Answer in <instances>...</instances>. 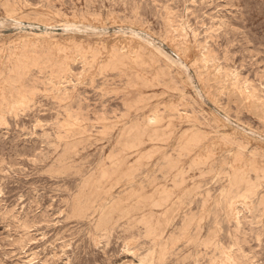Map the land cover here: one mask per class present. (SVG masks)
<instances>
[{
  "label": "rangeland",
  "instance_id": "rangeland-1",
  "mask_svg": "<svg viewBox=\"0 0 264 264\" xmlns=\"http://www.w3.org/2000/svg\"><path fill=\"white\" fill-rule=\"evenodd\" d=\"M263 35L264 0H0V264H264Z\"/></svg>",
  "mask_w": 264,
  "mask_h": 264
},
{
  "label": "bare ground",
  "instance_id": "bare-ground-1",
  "mask_svg": "<svg viewBox=\"0 0 264 264\" xmlns=\"http://www.w3.org/2000/svg\"><path fill=\"white\" fill-rule=\"evenodd\" d=\"M237 1H238V0H237ZM15 2H16V1H15ZM81 2H82V1H81ZM74 3H75V2H74ZM156 3H157V2H156ZM227 3H228V2H227ZM235 3H236V2H235ZM9 4H10V3H9ZM239 4H240V2H239ZM94 5H95V4H94ZM99 5H100V4H99ZM105 5H106V4H105ZM177 5H178V4H177ZM92 6H93V5H92ZM240 6H241V5H240ZM77 7H78V6H77ZM242 7H243V6H242ZM74 8H76V7H74ZM82 8H83V7H82ZM100 8H101V6H100ZM110 8H111V7H110ZM239 8H240V7H239ZM201 9H202V8H201ZM95 10H96V9H95ZM135 10H136V9H135ZM242 10H243V9H242ZM240 11H241V10H240ZM200 12H201V11H200ZM202 12H203V11H202ZM96 13H97V12H96ZM157 13H158V12H157ZM203 13H204V12H203ZM197 14H198V13H197ZM221 17H222V16H221ZM236 17H237V16H236ZM253 18H254V17H253ZM258 18H259V17H258ZM236 19H237V18H236ZM238 19H239V18H238ZM164 20L166 21V19H164ZM220 20H221V19H220ZM222 20H223V19H222ZM161 21H162V20H161ZM231 21H232V20H231ZM242 21H243V20H242ZM220 22H221V21H220ZM220 22H219V23H220ZM256 23H257V22H256ZM224 24H225V23H224ZM231 25H232V24H231ZM152 26H153V25H152ZM157 26H159V25H157ZM169 26H170V25H169ZM249 26H250V25H249ZM221 27H222V26H221ZM159 28H160V27H159ZM182 28H183V27H182ZM223 28H224V27H223ZM156 29H157V28H156ZM158 30H159V29H158ZM183 30H184V28H183ZM183 30H182V31H183ZM231 30H232V29H231ZM156 31H157V30H156ZM241 31H242V30H241ZM159 32H160V31H159ZM220 32H221V31H220ZM230 32H231V31H230ZM256 32H257V31H256ZM211 33H212V32H211ZM229 34H230V33H229ZM231 34H232V33H231ZM235 34H236V33H235ZM237 34L239 35L238 32H237ZM237 34H236V35H237ZM258 34H259V33H258ZM233 35H234V34H233ZM250 35H251V34H250ZM234 36H235V35H234ZM263 36H264V35H263ZM226 37H227V36H226ZM230 37H232V36H230ZM208 38H209V37H208ZM217 38H218V37H217ZM235 38H236V37H235ZM237 38H238V37H237ZM263 38H264V37H263ZM227 39H228V38H227ZM247 39H248V38H247ZM258 39H259V38H258ZM216 40H217V39H216ZM229 40H230V39H229ZM229 40H224V39H223V42H224V41H229ZM219 41H220V40H219ZM260 41H261V40H260ZM216 43H217V42H216ZM216 43H215V44H216ZM237 43H238V42H237ZM216 45H217V44H216ZM230 45H231V44H230ZM233 45H234V44H233ZM233 45H232V46H233ZM218 46H219V44H218ZM224 48H225V47H224ZM238 48H239V47H238ZM219 50H220V49H219ZM230 50H231V49H230ZM239 50H240V49H239ZM235 52H236V51H235ZM235 52H234V53H235ZM117 53H118V52H117ZM120 53H122V52H120ZM241 54H242V53H241ZM234 55H235V54H234ZM236 55H237V54H236ZM123 56H124V55H123ZM225 56H226V55H225ZM119 57H120V56H119ZM124 57H125V56H124ZM243 57H244V56H243ZM243 57H242V58H243ZM227 58H228V57H227ZM242 58H241V59H242ZM237 59H239V58H237ZM170 60H171V59H170ZM242 60H243V59H242ZM237 61H238V60H237ZM173 66H174V65H173ZM229 66H230V65H229ZM235 67H236V66H235ZM247 67H248V66H247ZM110 68H111V67H110ZM226 68H227V67H226ZM238 68H239V67H238ZM107 69H108V67H107ZM112 69L117 70V68L115 69V67H113ZM250 69H251V68H250ZM231 70H232V69H231ZM233 70H234V69H233ZM237 70H239V69H237ZM63 71H64V70H63ZM104 71H105V70H104ZM253 71H254V70H253ZM253 71H252V72H253ZM61 72H62V71H61ZM64 72H65V71H64ZM173 72H174V71H173ZM233 72H236V71H233ZM238 72H239V71H238ZM166 73H167V72H166ZM166 73H165V75H166ZM248 73H249V72H248ZM254 73H256V71H255ZM106 74H107V72H106ZM180 74H181V73H180ZM217 74H218V73H217ZM228 74H229V72H228ZM228 74H227V75H228ZM22 75H23V74H22ZM230 75H232V76H233V79H234L235 81H237V77H236L237 74L232 73V74H230ZM166 76H168V75H166ZM170 76H171V75H170ZM257 76H258V75H257ZM262 76H264V75H262ZM19 77H20V76H19ZM159 77H160V76L158 75V78H159ZM168 77H169V76H168ZM250 77H251V75H250ZM259 77H260V75H259ZM170 78H171V77H170ZM181 78H182V77H181ZM245 78H246V77H245ZM20 79H21V78H20ZM18 80H19V79H18ZM173 80H175V79H173ZM252 80H253V79H252ZM259 80H260V79H259ZM164 81H165V80H164ZM168 81H169V80H168ZM18 82H19V81H18ZM35 82H36V81H35ZM242 82H243V81H242ZM250 82L252 83V81H250ZM19 83H20V82H19ZM157 83H158V82H157ZM167 83H169V82H167ZM170 83H171V82H170ZM253 83H254V82H253ZM173 84H174V83H173ZM232 84H234V83H232ZM257 84H258V83H257ZM15 85H16V84H15ZM38 85H39V84H38ZM44 85H45V84H44ZM159 85H160V84H159ZM167 85L170 86L169 84H167ZM171 85H172V83H171ZM178 85H179V84H178ZM243 85H244V84H243ZM39 86H40V85H39ZM168 86H166V87H168ZM175 86H176V84H175ZM175 86H174V87H175ZM36 87H37V86H36ZM40 87H41V86H40ZM163 87H164V86H162V88H163ZM174 87H173V88H174ZM179 87H180V86H179ZM254 87H255V86H254ZM261 87H263V86H261ZM16 88H17V87H16ZM159 88H160V87H159ZM245 88H246V87H245ZM249 88H250V87H249ZM44 89H45V88H44ZM39 90H40V89H39ZM36 91H37V90H36ZM43 91H44V90H43ZM46 91H47V90H46ZM40 92H41V90H40ZM183 93H184V92H183ZM43 94H44V92H43ZM29 96H30V95H29ZM32 96H33V95H32ZM44 97H45V96H44ZM49 97H50V96H49ZM52 100H53V99H52ZM35 102H36V101H35ZM53 104H54V103H53ZM189 104H190V103H189ZM59 105H60V104H59ZM195 107H196V106H195ZM197 108H198V107H197ZM197 108H196V109H197ZM22 109H23V108H22ZM30 109H31V108H30ZM60 109H61V108H60ZM69 109H70V108H69ZM159 109H160V108H159ZM14 110H15V109H14ZM26 110H27V109H26ZM61 110H62V109H61ZM66 110H67V109H66ZM21 111H22V110H21ZM28 111H29V109H28ZM72 111H73V110H72ZM16 112H17V109H16ZM19 112H20V111H19ZM23 112H24V111H23ZM30 112H31V111H30ZM75 112H76V111H75ZM199 112H200V111H199ZM66 113H67V111H66ZM201 113H202V112H201ZM15 114H16V113H15ZM23 114H24V113H23ZM193 114H194V113H193ZM66 115H67V114H66ZM183 115H184V114H183ZM199 115H200V114H199ZM10 116H11V115H10ZM200 116H201V115H200ZM16 117H17V116H16ZM16 117H15V118H16ZM67 117H68V116H67ZM78 117H79V116H78ZM180 117H181V116H180ZM182 117H183V116H182ZM80 118H81V117H80ZM203 118H204V117H203ZM16 119H17V118H16ZM71 119H73V118H71ZM77 120H78V119H77ZM83 120H84V119H83ZM129 120H130V119H129ZM131 120H132V119H131ZM154 120H156V119L154 118ZM160 120H161V119H160ZM206 120H207V119H206ZM64 121H65V120H64ZM161 122H163V121L161 120ZM205 122H207V121H205ZM122 123H123V122H122ZM158 123H159V122H158ZM124 124H125V123H124ZM160 125H161V124H160ZM126 126H127V125H126ZM133 126H134V125H133ZM139 126H140V125H139ZM129 127H130V126H129ZM131 127H132V126H131ZM136 127H137V126H134V128H136ZM212 127H213V126H212ZM132 128H133V127H132ZM134 128H133V129H134ZM139 128H140V127H139ZM52 129H53V128H52ZM126 129H127V128H126ZM130 129H131V128H130ZM121 130H122V129H121ZM123 130H124V129H123ZM71 131H72V130H71ZM107 131H108V130H107ZM124 131H125V130H124ZM134 131H136V130H134ZM137 131H138V130H137ZM137 131H136V132H137ZM160 131H161V130H160ZM43 132H44V131H43ZM53 132H54V131H53ZM77 132H78V131H77ZM104 132H105V131H104ZM109 132H110V131H109ZM113 132H114V131H113ZM129 132H130V131H129ZM129 132H128V133H129ZM131 132H132V131H131ZM67 133H68V132H67ZM81 133H82V132H81ZM117 133H118V132H117ZM123 133H124V132H123ZM139 133H140V132H139ZM144 133H145V132H144ZM146 133H147V132H146ZM151 133H152V132H151ZM154 133H156V132H154ZM154 133H153V134H154ZM163 133H165V132H163ZM6 134H7V133H6ZM77 134H78V133H77ZM104 134H105V133H104ZM109 134H110V133H109ZM149 134H150V133H149ZM156 134H158V133H156ZM69 135H70V134H69ZM116 135H117V134H116ZM116 135H115V136H116ZM129 135H130V136H133V135H134V132H133V135H132V133H130ZM135 135H136V133H135ZM140 135H141V134H140ZM140 135H139V136H140ZM145 135H146V134H145ZM145 135H144V136H145ZM162 135H163V134H162ZM169 135H170V134H169ZM5 136H6V135H5ZM42 136H43V135H42ZM73 136H74V135H73ZM136 136H138V135H136ZM139 136H138V137H139ZM152 136L154 137V135H152ZM156 136H158V135H156ZM156 136H155V137H156ZM164 136H165V134H164ZM193 136H194V135H193ZM193 136H192V137H193ZM3 137H4V136H3ZM75 137H76V136H75ZM123 137L126 138V134H125V136H123ZM123 137H122V138H123ZM133 137H134V136H133ZM141 137H142V136H141ZM141 137H140V138H141ZM146 137H147V136H146ZM168 137H169V136H167V138H168ZM170 137H171V136H170ZM198 137H199V136H196V139H197ZM117 138H118V137H117ZM142 138H143V137H142ZM150 138H151V137H150ZM157 138L159 139V137H157ZM160 138H161V137H160ZM163 138H165V137H163ZM193 138H195V136H194ZM8 139H9V138H8ZM44 139H45V138H44ZM61 139H62V138H61ZM75 139H76V138H75ZM133 139H134V138H133ZM153 139H154V138H153ZM198 139H199V138H198ZM6 140H7V139H6ZM63 140H64V138H63ZM65 140H66V139H65ZM108 140H109V139H108ZM123 140H126V139H123ZM134 140H135V139H134ZM134 140H132V141H134ZM147 140H148V139H147ZM149 140H150V139H149ZM112 141H113V140H112ZM115 141H116V139H115ZM120 141H121V140H120ZM132 141H131V142H132ZM135 141H136V140H135ZM138 141H139V140H138ZM156 141H157V140H156ZM195 141H196V140H195ZM197 141H198V140H197ZM0 142H2V141H0ZM22 142H23V141H22ZM24 142H25V141H24ZM139 142H140V141H139ZM150 142H151V140L149 141V143H150ZM152 142H153V141H152ZM192 142H193L194 145L196 144L194 141H192ZM192 142H191V143H192ZM14 143H15V142H14ZM76 143H77V142H76ZM76 143H75V144H76ZM78 143H79V142H78ZM113 143H114V142H113ZM126 143H127V141H126ZM126 143L123 142V144H126ZM129 143H130V142H129ZM132 143H134V142H132ZM4 144H5V143H4ZM4 144H3V145H4ZM23 144H24V143H23ZM27 144H28V143H27ZM75 144H74V146H75ZM118 144H119V143H118ZM118 144H117V146H118ZM123 144H122V145H123ZM141 144H144V143H141ZM197 144H198V143H197ZM20 145H22V144H20ZM72 145H73V144H72ZM80 145H81V144H80ZM98 145H99V144H98ZM113 145H114V144H113ZM115 145H116V144H115ZM122 145H121V146H122ZM130 145H131V143H130ZM133 145H134V144H133ZM136 145H137V144H136ZM146 145H147V144H146ZM146 145H145V146H146ZM194 145H193V146H194ZM0 146H1V145H0ZM14 146H16V145H14ZM22 146H23V145H22ZM49 146H50V145H49ZM52 146H53V145H52ZM96 146H97V145H96ZM119 146H120V145H119ZM126 146H128V145H126ZM126 146H125V147H126ZM142 146H143V145H142ZM145 146H143V147H145ZM236 146H238V144H237ZM241 146H242V145H241ZM1 147H2V146H1ZM6 147H7V146H6ZM16 147H17V146H16ZM30 147H31V146H30ZM40 147H41V146H40ZM46 147H47V146H46ZM66 147H68V146H66ZM66 147H65V150H66ZM70 147H71V146H70ZM72 147H73V146H72ZM246 147H247V146H245V148H246ZM26 148H27V147H26ZM26 148H25V149H26ZM32 148H33V147H32ZM68 148H69V147H68ZM75 148H76V147H75ZM106 148H107V147H106ZM121 148H123V147H121ZM138 148H139V147H138ZM140 148H141V147H140ZM239 148H242V147H240V145H239ZM10 149H11V148H10ZM30 149H31V148H30ZM72 149H73V148H72ZM72 149H70V150H72ZM123 149H125V148H123ZM123 149H122V151H123ZM131 149H132V148H131ZM134 149H136V147H135ZM142 149H143V148H142ZM1 150H2V149H1ZM35 150H36V149H35ZM55 150H56V149H55ZM68 150H69V149H68ZM68 150H67V151H68ZM70 150H69V151H70ZM74 150H75V149H74ZM107 150H108V149H107ZM112 150H113V149H112ZM128 150H129V152H130V147H129ZM239 150H240V149H239ZM245 150H246V149H245ZM249 150H250V149H249ZM2 151H4V150H2ZM9 151H10V150H9ZM13 151H14V150H13ZM21 151H22V150H21ZM36 151H37V150H36ZM56 151H57V150H56ZM69 151H68V153H69ZM119 151H120V150H119ZM135 151H136V150H135ZM137 151H138V150H137ZM139 151H140V149H139ZM139 151H138V152H139ZM240 151H241V150H240ZM52 152H53V151H52ZM61 152H63V151H61ZM64 152H65V151H64ZM70 152H71V151H70ZM77 152H78V151H77ZM81 152H82V151H81ZM111 152H112V151H111ZM120 152H121V151H120ZM131 152H132V150H131ZM147 152H148V151H147ZM147 152H146V153H147ZM151 152H153V151H151ZM2 153H3V152H2ZM2 153H1V154H2ZM10 153H11V152H10ZM18 153H19V152H18ZM20 153H21V152H20ZM28 153H29V152H28ZM46 153H47V152H46ZM46 153H45V154H46ZM54 153H55V152H54ZM102 153H103V152H102ZM106 153H107V152H106ZM109 153H110V152H109ZM123 153H124V152H123ZM146 153H145V154H146ZM182 153H183V152H182ZM244 153H247V152H244ZM244 153H243V154H244ZM251 153H252V152H251ZM1 154H0V155H1ZM23 154H24V153H23ZM43 154H44V153H43ZM70 154H71V153H70ZM70 154H69V155H70ZM75 154H76V153H75ZM126 154H127V152H126ZM152 154H153V153H152ZM15 155H16V153H15ZM33 155H34V154H33ZM38 155H39V154H38ZM38 155H37V156H38ZM49 155H50V154H49ZM54 155H55V154H54ZM59 155H60V154H59ZM61 155H62V154H61ZM69 155H68V156H69ZM72 155H73V154H72ZM103 155H104V154H103ZM115 155H117V157H118V154L115 153ZM137 155H138V154H137ZM148 155H149V153H148ZM150 155H151V154H150ZM169 155H170V154H169ZM184 155H185V154H184ZM4 156H5V155H4ZM9 156H10V154H9ZM47 156H48V155H47ZM62 156H63V155H62ZM64 156H65V155H64ZM109 156H112V155H109ZM119 156H121V155L119 154ZM124 156H125V155H124ZM145 156H147V155H145ZM182 156H183V155H182ZM182 156H181V157H182ZM187 156H188V155H187ZM2 157H3V155H2ZM21 157H22V156H21ZM59 157H60V156H59ZM112 157H114V156H112ZM147 157H148V156H147ZM168 157H169V156H168ZM177 157H178V156H177ZM256 157H257V156H256ZM31 158H32V157H31ZM63 158H64V157H63ZM76 158H77V157H76ZM121 158H122V157H121ZM149 158H150V157H149ZM149 158H147V159L149 160ZM183 158H186V157H183ZM40 159H41V158H40ZM57 159H58V158H57ZM66 159H67V158H66ZM109 159H110V158H109ZM143 159H144V158H142V160H143ZM4 160H5V159H4ZM103 160H104V159H103ZM115 160H116V159H115ZM169 160H171V159H169ZM176 160H178V158H177ZM254 160H255V159H254ZM6 161H7V160H6ZM30 161H31V160H30ZM70 161H71V160H70ZM79 161H80V160H79ZM83 161H84V160H83ZM112 161L114 162V160H112ZM134 161L136 162V159H135ZM137 161H138V160H137ZM171 161L173 162V160H171ZM178 161H179V160H178ZM71 162H72V161H71ZM77 162H78V161H77ZM126 162H127V161H126ZM138 162H140V164H141V161H138ZM147 162H148V161H147ZM185 162H186V161H185ZM56 163H62V162H59V161H58V162H56ZM65 163H67V161H66ZM119 163L121 164L122 161L119 162ZM128 163H129V162H128ZM165 163H166V159H165ZM168 163H169V162H168ZM103 164H104V163H103ZM117 164H118V163H117ZM130 164H131V163H130ZM143 164H144V163H143ZM177 164H178V163H177ZM180 164H181V163H180ZM208 164H209V163H208ZM51 165H52V164H51ZM74 165H75V164H74ZM76 165H79V164L76 163ZM99 165H100V164H99ZM118 165H119V164H118ZM118 165H117V166H118ZM134 165H135V163H134ZM137 165H138V164H137ZM170 165H171V164H170ZM188 165H189V164H188ZM55 166L57 167L58 165H55ZM67 166H68V165H67ZM112 166H113V165H112ZM115 166H116V165H115ZM119 166H120V165H119ZM123 166H124V165H123ZM125 166H126V165H125ZM140 166H141V165H140ZM149 166H150V165H149ZM168 166H169V165H168ZM174 166H175V165H174ZM190 166H191V165H190ZM205 166H206V165H205ZM208 166H209V165H208ZM64 167H66V166H64ZM171 167H173V163H172V166H171ZM187 167H188V166H187ZM192 167H193V166H192ZM213 167H214V166H213ZM213 167H211V168H213ZM61 168H62V167H61ZM61 168H60V169H61ZM97 168H98V167H97ZM100 168H101V166H100ZM107 168H108V167H107ZM112 168H113V167H112ZM123 168H124V167H123ZM129 168H131V166H130ZM136 168H138V166H136ZM162 168H163V167H162ZM162 168H160V169H162ZM182 168H183V167H182ZM193 168H194V167H193ZM82 169H83V168H82ZM132 169H133V168H132ZM200 169H201V168H200ZM209 169H210V168H209ZM56 170H57V169H56ZM68 170H69V169H68ZM76 170H77V169H76ZM78 170H79V169H78ZM109 170H110V169H109ZM113 170H114V169H113ZM126 170H127V168H126ZM166 170H168V167L166 168ZM166 170H165V171H166ZM169 170H170V169H169ZM177 170H178V169H177ZM179 170H180V169H179ZM195 170H197V169H195ZM206 170H207V169H206ZM214 170H216V169L214 168ZM254 170H255V169H254ZM94 171H95V170H94ZM107 171H108V170H107ZM124 171H125V170H124ZM124 171H123V172H124ZM127 171H128V170H127ZM136 171H137V170H136ZM136 171H134V173H136ZM140 171H141V169H140ZM182 171H183V169H182ZM182 171H181V172H182ZM201 171H202V170H201ZM257 171H259V170H257ZM54 172H55V171H54ZM68 172H69V171H68ZM71 172H72V171H71ZM79 172H80V171H79ZM96 172H97V171H96ZM109 172H110V171H109ZM118 172H119V171H118ZM137 172H138V171H137ZM173 172H174V170H173ZM184 172H185V171H184ZM206 172H207V171H206ZM259 172H262V171H259ZM263 172H264V171H263ZM66 173H67V172H66ZM66 173H65V174H66ZM93 173H94V172H93ZM101 173H103V172L101 171ZM120 173H121V172H120ZM126 173H127V172H126ZM139 173H140V172H139ZM158 173H159V172H158ZM190 173H191V172H190ZM193 173H194V171H193ZM228 173H229V172H228ZM255 173H258V172L255 171ZM67 174H68V173H67ZM78 174H79V173H78ZM91 174H92V173H91ZM106 174H107V173H106ZM172 174H173V173H172ZM183 174H184V173H183ZM187 174H188V173H187ZM205 174H206V173H205ZM214 174H215V173H214ZM69 175H70V174H69ZM72 175H73V174H72ZM108 175H109V173H108ZM119 175H120V174H119ZM131 175H132V174H131ZM158 175H159V174H158ZM158 175H157V176H158ZM160 175H161V173H160ZM164 175H166V174H164ZM168 175H169V173H168ZM170 175H171V173H170ZM173 175H174V174H173ZM195 175H196V174H195ZM216 175H217V174H216ZM223 175H224V174H223ZM230 175H231V174H230ZM250 175H251V174H250ZM75 176H76V175H75ZM99 176H100V174H99ZM109 176H110V175H109ZM128 176H129V175H128ZM132 176H133V175H132ZM154 176L156 177V175H154ZM162 176H163V175H162ZM189 176H190V175H189ZM205 176H206V175H205ZM210 176H212V175H210ZM218 176H219V175H218ZM220 176H221V175H220ZM256 176H257V174H256ZM107 177H108V176H107ZM169 177H170V176H169ZM172 177H173V176H172ZM187 177H188V176H187ZM191 177H192V175H191ZM194 177H195V176H194ZM197 177H198V175H197ZM225 177H227V176H225ZM228 177H229V176H228ZM238 177H239V176H238ZM263 177H264V174H263ZM88 178H89V176H88ZM92 178H93V177H92ZM92 178H91V179H92ZM101 178H102V176H101ZM108 178H109V177H108ZM163 178H165V177H163ZM185 178H186V177H185ZM202 178H203V177H202ZM231 178H232V177H231ZM236 178H237V177H236ZM249 178H250V177H249ZM257 178H258V177H257ZM104 179H105V177H104ZM145 179H146V178H145ZM151 179H152V178H151ZM167 179H168V178H167ZM199 179H200V177H199ZM214 179H215V178H214ZM88 180H90V179H88ZM92 180H93V179H92ZM101 180H102V179H100L99 181H101ZM106 180H107V179H106ZM106 180H105V181H106ZM146 180H147V179H146ZM186 180H187V181H190V180H193V179H189V180L186 179ZM216 180H218V179H216ZM238 180H239V179H238ZM242 180H244V179H242ZM245 180H246V179H245ZM248 180H249V179H248ZM255 180H256V179H255ZM84 181H86V178H85ZM151 181H152V180H151ZM172 181H173V180H172ZM178 181H179V179H178ZM193 181H194V180H193ZM196 181H197V180H196ZM224 181H225V180H224ZM229 181H230V179H229ZM231 181H232V180H231ZM231 181H230L229 183H231ZM234 181H235V179H234ZM234 181H233V182H234ZM250 181H251V180H249V182H250ZM259 181L261 182L260 179H259ZM259 181H258V182H259ZM90 182H91V181H90ZM96 182H98V181L96 180ZM103 182H104V181H103ZM103 182H101L100 184L102 185ZM155 182H156V181H155ZM169 182H170V181H169ZM173 182H176V181L174 180ZM247 182H248V181H247ZM108 183H109V182H108ZM153 183H154V182H153ZM161 183H162V182H161ZM170 183H171V182H170ZM186 183H187V182H186ZM193 183H194V182H193ZM213 183H214V182H213ZM245 183H246V182H245ZM256 183H257V181H256ZM263 183H264V182H263ZM91 184H92V183H91ZM97 184H98V183H97ZM154 184H155V183H154ZM178 184H179V183H178ZM178 184H177V185H178ZM182 184H183V183H182ZM188 184H189V183H187V185H188ZM198 184H199V183H198ZM237 184H238V183H237ZM253 184H254V183H253ZM135 185H136V184H135ZM139 185H140V184H139ZM150 185H151V184H150ZM167 185H168V184H167ZM177 185H176V186H177ZM232 185L234 186V185H236V184H232ZM232 185H231V186H232ZM244 185H245V184H244ZM244 185H243V186H244ZM254 185H255V184H254ZM256 185H257V184H256ZM259 185H261V184H259ZM263 185H264V184H263ZM131 186H132V185H131ZM152 186H153V185H152ZM155 186H156V185H155ZM193 186H194V185H193ZM193 186L191 185V187H193ZM216 186H217V185H216ZM228 186H230V185H228ZM243 186H241V187H243ZM83 187H84V186H83ZM141 187H142V185H141ZM156 187H158V186H156ZM163 187H164V186H163ZM173 187H174V186H173ZM195 187H196V186H195ZM222 187H223V186H222ZM236 187H237V186H236ZM239 187H240V186H239ZM251 187H252V186H251ZM88 188H89V187H88ZM142 188H143V187H142ZM149 188H150V187H149ZM208 188H209V187H208ZM246 188H247V187H246ZM248 188H249V187H248ZM248 188H247L246 190H248ZM255 188H256V187H255ZM79 189H80V188H79ZM85 189H86V188H85ZM89 189H90V188H89ZM144 189H145V188H144ZM156 189H157V188H156ZM180 189H181V188H180ZM190 189H193V188H190ZM235 189H236V188H235ZM235 189H234V190H235ZM237 189H238V188H237ZM83 190H84V189H83ZM93 190H94V189H93ZM138 190H139V189H138ZM160 190H161V189H160ZM163 190H164V189H163ZM183 190H184V189H183ZM193 190H194V189H193ZM197 190H199V189H197ZM200 190H201V189H200ZM232 190H233V189H232ZM234 190H233V191H234ZM255 190H256V189H255ZM88 191H90V190H88ZM132 191H133V190H132ZM143 191L145 192V190H143ZM156 191H157V190H156ZM180 191H181V190H180ZM188 191H189V193H191L190 190H188ZM195 191H196V190H195ZM233 191H232V192H233ZM80 192H81V190H80ZM91 192H92V191H91ZM144 192H141V193H144ZM157 192H159V191H157ZM193 192H194V191H193ZM208 192H209V191H208ZM238 192H239V191H238ZM245 192H246V191H245ZM249 192H250V191H249ZM249 192H247V194H248ZM254 192H255V191H254ZM81 193H82V192H81ZM219 193H220V192H219ZM219 193H218V194H219ZM79 194H80V193H79ZM87 194H88V193H87ZM87 194H86V195H87ZM91 194H92V193H91ZM148 194H150V193H148ZM153 194H154V192H153ZM195 194H196V193H195ZM210 194H211V193H210ZM218 194H217V196H218ZM229 194H231V193H229ZM238 194H239V193H238ZM241 194L244 195V193H241ZM250 194H251V193H250ZM252 194H253V193H252ZM84 195H85V194H84ZM135 195H136V193H135ZM166 195H167V194H166ZM205 195H206V193H205ZM223 195H224V194H223ZM223 195H222V198H223ZM245 195H246V194H245ZM248 195H249V194H248ZM89 196H91V195H89ZM133 196H134V195H133ZM151 196H153V195H151ZM189 196H190V195H189ZM199 196H200V195H199ZM199 196L197 195V197H199ZM201 196H202V195H201ZM228 196H229V195H228ZM233 196H235V195H232V197H233ZM240 196H241V195H240ZM84 197H85V196H84ZM130 197H131V196H130ZM170 197H171V196H170ZM191 197H193V195H192ZM241 197H243V196H241ZM139 198H140V197H139ZM139 198H136V199H139ZM202 198H203V197H202ZM209 198H210V197H209ZM238 198H239V197H238ZM245 198H246V196H245ZM87 199H88V197H87ZM146 199H147V198H146ZM150 199H151V197H150ZM168 199H169V198H168ZM220 199H221V198H220ZM228 199H229V198H228ZM263 199H264V198H263ZM83 200H84V199H83ZM140 200H141V199H140ZM147 200H148V199H147ZM169 200H170V199H169ZM173 200H174V199H173ZM195 200H196V197H195ZM225 200H226V199H225ZM225 200H224V201H225ZM261 200H262V199H261ZM132 201H133V200H132ZM141 201H143V200H141ZM151 201H152V200H151ZM207 201H208V200H207ZM226 201H227V200H226ZM81 202H82V200H81ZM85 202H86V201H85ZM148 202H149V201H148ZM148 202H147V203H148ZM154 202H157V201L155 200ZM170 202H171V201H170ZM205 202H206V201H205ZM78 203H80V202H78ZM132 203H133V202H132ZM137 203H138V202H137ZM144 203H145V201H144ZM151 203H152V202H151ZM167 203H168V202H167ZM226 203H228V202H226ZM262 203H263V202H262ZM85 204H86V203H85ZM152 204H153V203H152ZM152 204H151V205H152ZM156 204H157V203H156ZM243 204H244V203H242L241 206H243ZM259 204H261V203H259ZM259 204H258V205H259ZM32 205H34V204H32ZM78 205H79V204H78ZM83 205H84V204H83ZM136 205H137V204H136ZM144 205H145V204H144ZM146 205H147V204H146ZM151 205L149 204L148 206L150 207ZM153 205H154V204H153ZM205 205H206V204H205ZM215 205H216V204H215ZM233 205H235V204H233ZM246 205H247V203H246L243 207H245ZM34 206H35V205H34ZM133 206H134V205H133ZM138 206H139V205H138ZM168 206H169V205H168ZM239 206H240V205H239ZM77 207H78V206H77ZM80 207H81V206H80ZM82 207H83V206H82ZM205 207H206V206H205ZM233 207H234V206H233ZM243 207H242V208H243ZM246 207L249 208L248 206H246ZM262 207H263V205H262ZM24 208H25V207H24ZM30 208H31V207H30ZM121 208H122V207H121ZM166 208H168V207L166 206ZM203 208H204V207H203ZM216 208H217V207H216ZM236 208H237V207H236ZM35 209H36V208H35ZM91 209H92V208H91ZM136 209H137V208H136ZM245 209H246V208H245ZM1 210H2V209H1ZM6 210H7V209H6ZM6 210H5V211H6ZM80 210H81V209H80ZM80 210H79V211H80ZM83 210H84V209H83ZM83 210H82V211H83ZM88 210H89V209H88ZM96 210H98V209L96 208ZM96 210H95V211H96ZM119 210H120V208H119ZM127 210H130V208L127 209ZM127 210H126V213H127ZM151 210H153V209H151ZM156 210H158V209H156ZM231 210H232V209H231ZM235 210H236V209H234L233 212H235V216H236V214H238V211H235ZM247 210H248V209H247ZM2 211H3V210H2ZM79 211H78V212H79ZM113 211H114V210H113ZM115 211H116V209H115ZM117 211H118V210H117ZM123 211H124V210H123ZM226 211H228V210L226 209ZM29 212H30V211H29ZM29 212H28V213H29ZM111 212H112V211H111ZM121 212H122V211H121ZM140 212H141V211H140ZM152 212H153V211H152ZM233 212H232V214H234ZM236 212H237V213H236ZM263 212H264V210H263ZM119 213H120V212H119ZM138 213H139V211H138ZM149 213H150V212H149ZM159 213H160V212H159ZM161 213L163 214L162 211H161ZM230 213H231V211H230ZM79 214H80V213H79ZM82 214H83V213H82ZM112 214H113V213H112ZM121 214H122V213H121ZM144 214H146V213L144 212ZM155 214H156V213H155ZM227 214H228V212H227ZM227 214H226V215H227ZM232 214H231V215H232ZM135 215H136V214H135ZM151 215H152V213H151ZM156 215H157V214H156ZM261 215H262V213H261ZM76 216H77V215H76ZM115 216H116V215H115ZM154 216H155V215H154ZM191 216H193V214H191ZM233 216H234V215H233ZM24 217H25V215H24ZM77 217H79V216H77ZM83 217H84V216H83ZM122 217H123V216H122ZM133 217H134V216H133ZM136 217H137V216H136ZM157 217H158V216H157ZM186 217H187V216H186ZM186 217H185V218H186ZM30 218H31V217H30ZM112 218H113V217H112ZM119 218H120V217H119ZM128 218H129V217H128ZM138 218H139V217H138ZM141 218H142V216H141ZM146 218H147V217H146ZM150 218H151V217H150ZM185 218H184V219H185ZM188 218H189V217H188ZM194 218H196V217H194ZM33 219H34V218H33ZM117 219H118V218H117ZM117 219H116V220H117ZM133 219H134V218H133ZM154 219H155V218H154ZM190 219H191V217H190ZM192 219H193V218H192ZM228 219H229V218H228ZM31 220H32V219H31ZM113 220H114V219H113ZM113 220L111 219L110 221H113ZM119 220H120V219H119ZM156 220H157V219H156ZM193 220H195V219H193ZM196 220H197V219H196ZM27 221H28V220H27ZM35 221H36V220H35ZM35 221H34V222H35ZM123 221H124V220H123ZM143 221H144V220H143ZM146 221H147V220H146ZM157 221H159V220H157ZM184 221H185V220H184ZM34 222H33V223H34ZM117 222H119V221H116V223H117ZM135 222H136V221H135ZM141 222H142V221H141ZM147 222H148V221H147ZM188 222H189V221H188ZM191 222H192V221H191ZM195 222H196V221H195ZM217 222H218V220H217ZM233 222H234V221H233ZM256 222H257V221H256ZM33 223H32V224H33ZM129 223H130V222H129ZM129 223H128V225H129ZM142 223H143V222H142ZM155 223H157V222H155ZM155 223H154V224H155ZM183 223H184V222H183ZM183 223H182V224H183ZM186 223H187V222H186ZM32 224H31V225H32ZM34 224H35V223H34ZM106 224H107V223H106ZM133 224H134V223H133ZM145 224H146V223H145ZM152 224H153V223H152ZM154 224H153V225H154ZM198 224H199V223H197V225H198ZM228 224H229V223H228ZM21 225H22V224H21ZM36 225H37V224H36ZM104 225H105V224H104ZM128 225H127V226H128ZM131 225H132V224H131ZM161 225H162V223H161ZM161 225H160V226H161ZM188 225H189V224L187 223L186 226H188ZM191 225H192V223H191ZM200 225H201V224H200ZM200 225H198V226H200ZM251 225H252V224H251ZM251 225H250V226H251ZM27 226H28V225H27ZM29 226H30V225H29ZM101 226H102V225H101ZM112 226H113V225H112ZM142 226H143V225H142ZM142 226H141V227H142ZM155 226H156V225H155ZM158 226H159V225H158ZM236 226H237V225H236ZM102 227H103V226H102ZM108 227H109V226H108ZM190 227H191V226H190ZM190 227H189V228H190ZM200 227H201V226H200ZM214 227H216V226H214ZM229 227H230V226H229ZM247 227H248V226H247ZM258 227H259V226H258ZM103 228H104V227H103ZM103 228H101V230H102ZM126 228H127V227H126ZM130 228H131V227H130ZM144 228H145V227H144ZM183 228H184V227H183ZM186 228H188V227H186ZM197 228H198V227H197ZM197 228H196V229H197ZM234 228H235V227H234ZM249 228H251V227H249ZM113 229H114V228H113ZM135 229H136V228H135ZM145 229H146V228H145ZM151 229H152V228H151ZM235 229H237V228H235ZM251 229H252V228H251ZM183 230H187V229H183ZM183 230H182L181 234L183 233ZM188 230H189V229H188ZM148 231H149V230H148ZM153 231L155 232L154 228H153ZM197 231H198V229H197ZM212 231H213V230H212ZM251 231H253V230H251ZM251 231H250V232H251ZM146 232H147V231H146ZM146 232H145V233H146ZM151 232H152V231H151ZM151 232H149V233H151ZM154 232H153V233H154ZM156 232H157V231H156ZM156 232H155V233H156ZM170 232H171V231H170ZM170 232H169V234H170ZM191 232H192V231H191ZM201 232H202V231H201ZM215 232H216V230H215ZM28 233H29V232H28ZM149 233H148V234H149ZM155 233H154V234H155ZM184 233H185V232H184ZM195 233H196V232H195ZM197 233H198V232H197ZM234 233H235V232H234ZM244 233H245V232H244ZM258 233H259V232H258ZM258 233H257V236H258ZM102 234H103V233H102ZM146 234H147V233H146ZM154 234H153V235H154ZM169 234H168V235H169ZM185 234H186V233H185ZM199 234H200V233H199ZM212 234H213V232H212ZM212 234H209V235H212ZM250 234H251V233H250ZM107 235H108V234H107ZM109 235H110V234H109ZM153 235H151V236H153ZM168 235H167V236H168ZM215 235H217V234L215 233ZM215 235H214V236H215ZM218 235H219V234H218ZM220 235H221V234H220ZM117 236H118V235H117ZM148 236H150V235H147V236H145V237H147L148 239L151 238V237H148ZM164 236H165V235H164ZM184 236H185V235H184ZM196 236H197V235H196ZM199 236H200V235H199ZM250 236H251V235H250ZM105 237H106V236H105ZM145 237H144V238H145ZM173 237H174V236H173ZM173 237H172V238H173ZM189 237H190V236H189ZM194 237H195V236H194ZM194 237H193V238H194ZM217 237H218V236H217ZM255 237H256V236H255ZM107 238H108V237H107ZM170 238H171V237H170ZM177 238H178V237H177ZM183 238H184V237H183ZM197 238H199V237H197ZM210 238H211V237H210ZM215 238H216V237H215ZM232 238H233V237H232ZM148 239H146V241H148ZM153 239H154V238H153ZM153 239H152V241H153ZM162 239H163V237H162ZM180 239H182V236H181ZM189 239H190V238H189ZM107 240H108V239H107ZM139 240H140V239H139ZM171 240H172V239H171ZM209 240H210V239H209V236H208V241H209ZM233 240H234V239H233ZM233 240H232V242H233ZM24 241H25V240H24ZM110 241H111V240H110ZM137 241H138V240H137ZM176 241H177V240H176ZM176 241H175V242H176ZM192 241H193V240H192ZM194 241H195V240H194ZM208 241H207V242H208ZM249 241H250V240H249ZM149 242H150V241H149ZM154 242H157V241H154ZM166 242H167V240H166ZM189 242H190V241H189ZM214 242H215V241H214ZM214 242H213V243H214ZM218 242H219V241H218ZM218 242H217V243H218ZM151 243H152V242H151ZM151 243H150V244H151ZM157 243H158V242H157ZM170 243H171V241H170ZM180 243H181V242H180ZM183 243H185V242L183 241ZM193 243H196V242H193ZM210 243H211V242H210ZM160 244H161V242H160ZM176 244H177V243H176ZM198 244H199V243H198ZM202 244H203V243H202ZM204 244H205V243H204ZM215 244H216V243H215ZM155 245H156V243H155ZM172 245H173V244H172ZM181 245H182V244H181ZM181 245H180V246H181ZM211 245H212V243H211ZM233 245H235V244H233ZM246 245H247V244H246ZM161 246H162V245H161ZM186 246H187V245H186ZM216 246H217V245H216ZM149 247H150V246H149ZM156 247H157V246H156ZM156 247H155V248H156ZM174 247H175V246H174ZM174 247H173V248H174ZM205 247H206V246H205ZM208 247H210V246H208ZM241 247H242V246H241ZM244 247H245V246H244ZM143 248H144V247H143ZM152 248H153V247H152ZM155 248H153V249H155ZM169 248H170V247H169ZM232 248H233V247H232ZM242 248H243V247H242ZM160 249H161V248H160ZM166 249H167V248H166ZM205 249H206V248H205ZM207 249H208V248H207ZM215 249H216V247H215ZM195 251H196V250H195ZM245 251H246V250H245ZM189 252H190V251H189ZM162 253H163V252H162ZM170 253H171V252H170ZM181 255H182V254H181ZM199 255H200V254H199ZM215 255H216V254H215ZM215 255H214V256H215ZM185 256H186V255H185ZM187 256H188V255H187ZM212 256H213V255H212ZM174 257H175V256H174ZM188 257H189V256H188ZM195 257H196V256H195ZM199 257H200V256H199ZM240 257H241V256H240ZM164 258H165V256L163 257V259H164ZM175 258H177V257H175ZM196 258H197V257H196ZM171 259H172V258H171ZM177 259H178V258H177ZM215 259H216V258H215ZM215 259H214V260H215ZM19 260H20V259H19ZM147 260H148V259H147ZM201 260H202V259H201ZM201 260H200V261H201ZM236 260H237V258H236ZM148 261H149V260H148ZM183 261H184V260H183ZM197 261H198V260H197ZM222 261H223V260H222ZM222 261H221V263H222ZM149 262H151V261H149ZM185 262H186V260H185ZM188 262H189V261H188ZM191 262H192V261H191ZM213 262H214V261H213ZM234 262H235V261H234ZM238 262H239V261H238ZM238 262H237V263H238ZM158 263H159V262H158ZM215 263H216V262H215ZM27 264H28V263H27ZM162 264H163V263H162ZM216 264H217V263H216ZM238 264H239V263H238Z\"/></svg>",
  "mask_w": 264,
  "mask_h": 264
}]
</instances>
